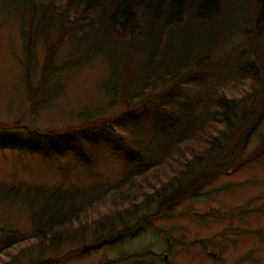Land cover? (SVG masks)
I'll use <instances>...</instances> for the list:
<instances>
[{
  "label": "trees",
  "instance_id": "1",
  "mask_svg": "<svg viewBox=\"0 0 264 264\" xmlns=\"http://www.w3.org/2000/svg\"><path fill=\"white\" fill-rule=\"evenodd\" d=\"M6 4L11 10H22L27 18L23 31L26 82L31 81V73L39 76L35 87L27 88L29 100L34 101L67 71L104 57L109 65L105 91L121 105L120 116L142 124L149 134L145 141L133 139L126 145L135 151L124 154L127 163H138L141 169L86 202L76 203L77 189H23L0 182V199H22L29 206L34 238L27 248H33L34 242L44 247L47 239L52 245L72 239L85 224L98 228L112 223L122 208L135 207L137 196L148 202L155 197L158 215L191 189L194 196L220 174L264 155V134L245 154L264 116V94L260 97L264 54L260 57L251 47L259 37L264 39V0H6ZM236 33L253 53L235 80V86L248 80L247 87L240 85V96L213 91L205 101H187L183 109L157 100L173 94L177 83L215 59ZM39 42L45 55L41 66L35 56ZM159 86L162 93L156 91ZM102 113L99 108H87L77 115L94 124ZM13 126L0 122V148L46 149L21 132L13 136ZM16 126L21 127L20 122ZM97 131L94 134L100 135L101 129ZM44 132V138L60 141L59 132ZM145 156L151 161L142 164ZM150 217L140 219L146 222ZM119 235L120 231L89 247L114 243Z\"/></svg>",
  "mask_w": 264,
  "mask_h": 264
},
{
  "label": "rangeland",
  "instance_id": "2",
  "mask_svg": "<svg viewBox=\"0 0 264 264\" xmlns=\"http://www.w3.org/2000/svg\"><path fill=\"white\" fill-rule=\"evenodd\" d=\"M6 5V0H0V122L14 125L13 136L21 132L46 149L0 148V182L23 189H77L76 203L86 202L141 169L138 163H127L124 154L135 151L126 145L133 139L145 141L149 134L142 124L120 116L121 105L105 91L109 65L104 57L67 71L34 101L29 100L27 88L35 87L39 76L31 73V81L26 82L23 31L27 18L22 10ZM43 45L36 46L37 66L44 60ZM251 47L262 57L264 39L259 37ZM249 58H253L250 46L236 33L215 59L177 83L173 94L157 100L183 109L187 101H205L213 91L240 96V85L247 87L248 80L236 86L235 80ZM156 91L162 93L163 87ZM263 94L264 85L258 97ZM87 108H99L102 117L94 124L85 122L77 114ZM48 129L61 134L58 143L42 136ZM97 129L100 135L94 134ZM260 134H264V116L245 154L255 147ZM143 160L142 164L151 161L146 156ZM191 191L165 205L158 215L155 197L148 202L137 196L135 207L122 208L112 223L98 228L85 224L83 232L72 239L56 245L47 239L44 247L34 242L33 248H27L34 235L25 200L0 199V264H264V155L220 174L194 196ZM147 215H151L148 221L140 219ZM119 231L114 243L103 241L89 247Z\"/></svg>",
  "mask_w": 264,
  "mask_h": 264
}]
</instances>
